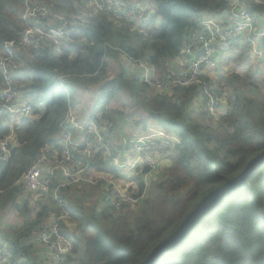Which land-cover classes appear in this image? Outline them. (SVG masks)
<instances>
[{"label": "trees", "instance_id": "obj_1", "mask_svg": "<svg viewBox=\"0 0 264 264\" xmlns=\"http://www.w3.org/2000/svg\"><path fill=\"white\" fill-rule=\"evenodd\" d=\"M38 1L54 14L67 16L83 38L74 37L62 57L45 45L38 50H18L14 55L12 75L20 96L42 106L14 130L10 158L0 160V264L6 250L17 264H50L39 256L44 250L33 240L32 232L63 214L68 219L60 222V229L73 240L74 247L60 264H139L199 201L236 177L264 151V100L251 99L247 85L245 91L235 88L227 103L220 104L223 114L206 121L201 85L154 90L141 79L137 68L128 69L120 56L146 63L155 77H163L188 46V36L200 19L223 16L229 2L123 0L153 7V11L148 10L152 18L139 22L128 16L90 11L84 0ZM24 2L0 0V56L7 43L23 38ZM249 11L264 21V6L252 5ZM60 74L71 81L70 97L59 84ZM240 76L236 74L234 79L240 81ZM249 77L251 74L245 78ZM218 79L213 85L222 94L223 78ZM1 94L0 89V139H4L11 129L5 125L8 119L2 114ZM93 100L90 110L83 108ZM78 107L82 108L78 122L105 112L99 124L104 145L97 146L92 158L84 156L83 150L87 142L96 141L95 137L73 131L74 141L82 143L74 151L75 165L87 166L93 175L104 173L120 181L114 146L125 140L120 132L129 117H135L141 133L148 132L149 123L154 122L160 131L178 140L167 156L169 167L159 172L154 193L144 179L148 170L134 177L137 192L133 197L138 200L130 206L134 211L120 215L109 200L104 181L59 188L62 178L56 174L50 178V194H37L35 207L30 205L33 194L17 185L40 157L63 153L62 125L69 108L77 111ZM105 146L111 149L110 156ZM248 183L250 188L242 186L231 193L156 264H264V163L253 171ZM57 189L59 200L54 195ZM90 195L95 203L86 209L90 203L84 198ZM75 223L82 231L79 237L73 235Z\"/></svg>", "mask_w": 264, "mask_h": 264}, {"label": "built area", "instance_id": "obj_2", "mask_svg": "<svg viewBox=\"0 0 264 264\" xmlns=\"http://www.w3.org/2000/svg\"><path fill=\"white\" fill-rule=\"evenodd\" d=\"M84 1L90 11L113 16H128L140 21H148L152 18L151 12L144 11L123 0ZM228 2L230 8L226 14L219 17L201 18L197 29L189 34L188 46L181 56L179 55L173 61L180 65L179 70L170 71L163 77H155L148 64L132 61L124 55L125 58L134 69L137 68L135 71L146 85L154 90L167 91L176 86L201 85L204 111L218 118L223 114V108L220 107L221 101L216 95L213 83L217 82L220 76H224L221 73L217 75L222 65L226 66L231 60H236L241 51H244L242 54H245L246 68L253 73V67L256 66L258 69L253 75L260 74L264 77V21H258L249 11L252 5L264 6V0H228ZM23 6L24 11L21 15L25 27L23 38L18 43H7L5 52L0 56L2 114L8 119V124L5 125L11 129L8 137L0 139V160L2 161L10 158V144L14 139V130H17L25 120L32 117L35 110L41 109L42 106V103H35L20 96L12 75L15 53L22 49L38 50L45 45L51 47L56 56L62 57L68 53L69 43L74 37L83 38L82 32L74 27L67 16L54 14L49 7L38 0H25ZM12 48L16 51L13 52ZM73 54L74 52L71 53ZM224 70L225 67L223 69L225 74ZM68 78L60 74L58 81L66 95L70 97L68 86L71 81ZM81 114L82 110L73 111L69 108L62 125L63 153L60 156L45 154L40 157L22 176L17 185L26 193L33 194L34 199L30 200V205L37 206V194H50V178L56 174L62 178L59 188L83 183L97 185L100 181H104L107 187H110L106 188L112 206L116 211L121 212L124 208L136 204L138 200L133 195L129 197L128 192L117 184V180L107 177L104 173L90 178L93 173L87 166L77 167L75 165L74 151L82 143L74 141L73 131L83 136L90 134L95 137L96 141L87 142L84 145L83 155L87 158L95 155L98 145H104V137L99 124L103 121L105 112H100L93 118L87 116L82 119V117V121L78 122L77 119ZM83 139L84 137L81 138V142ZM173 143H178V140L160 130L146 136L125 138L123 142L119 141L114 146V151L119 155L114 159L115 167L120 174L121 171L127 173L134 170L136 174L133 175H139L144 170H148L149 174L144 176V179L148 181L149 175H154L162 169L163 161L169 155ZM105 149L110 156L111 149L108 146H105ZM127 157L129 159H126ZM58 189L54 194L55 200H59ZM134 189L137 190V186ZM67 219V214L60 215L52 219L50 225L32 232L33 240L43 248V257L50 264H60L73 251V240L64 235L60 229V222ZM1 264L17 263L12 261L11 252L6 250L2 252Z\"/></svg>", "mask_w": 264, "mask_h": 264}, {"label": "rangeland", "instance_id": "obj_3", "mask_svg": "<svg viewBox=\"0 0 264 264\" xmlns=\"http://www.w3.org/2000/svg\"><path fill=\"white\" fill-rule=\"evenodd\" d=\"M137 6H138V8H140L144 11H148V10L153 11V7L148 6V4H146V3L144 5L139 4ZM23 11H24V6L22 7L21 15H22ZM137 21L141 22L140 20H137ZM243 52L244 51H241L240 55L238 56V58L236 60H231V62H229L226 66L222 65L220 67L221 69L219 70V72H217V75H219L220 73L224 75V76H222V78H223L222 80L224 82L222 84V86L224 88L223 93L221 94L216 90V95L218 96V98H221V104L227 103V100L229 99L230 94L232 93V91L235 88L240 89L242 91H245L244 86H246V85L249 88L247 95L252 97L251 99L264 100V77L261 76L260 74L259 75H253L252 72L250 70H248L249 68H246V64L244 63L245 62V54H242ZM248 58H249V56H248ZM121 60H122V62L127 64L126 60L122 56H121ZM249 63H250V61H249ZM249 63L247 65H249ZM224 67H225V70H224L225 74L223 72ZM257 69H258V67L254 66L253 67V73H255L257 71ZM236 74L241 75L240 81L234 79V75H236ZM249 74H251V77H249L248 79L245 78V77L249 76ZM55 89L57 92H60V88L58 86H56ZM95 100H96V98H95ZM94 102H95L94 100L89 101L88 104H90L91 106L90 105L89 106H83V108L90 110V108L94 106ZM78 109L81 110L82 108L78 107ZM195 112L200 113L197 109H195ZM204 113L207 117L206 121H208L212 116L207 114L205 111H204ZM134 120H135V117H129L128 118L127 122L122 126L123 132H120L121 136H123L125 138H131L133 136L140 137V136H146L148 134H154L155 132H157L156 129H151L148 132L141 133L140 131H138L136 129ZM151 123H154V122H151ZM124 128L126 129V131H124ZM158 130H160V129H158ZM61 134H63V132H61ZM115 141H116V139H115ZM126 159H129V157H127ZM159 172H160V170L155 172L157 174L154 175V179L151 178L147 181V186H148L149 191L153 192L155 190L154 187H155V184L158 180V175L160 174ZM134 173L136 174V172L134 170H132V171L130 170L129 176H132ZM121 175L123 176V178L121 180L122 182L116 181L112 176H110L109 178L114 179L119 186H121L123 189H125L128 192L129 197H131V195L136 194L137 190H134V191L132 190V192L131 191L129 192V190H130L129 187L131 186V183L127 182V175H125L123 173V171H121ZM95 176L96 175H93L90 178H94ZM151 188H153V189H151ZM149 191H148L146 197L149 195ZM99 193L100 192H98V194ZM97 195L95 196V198L97 197ZM93 198H94V196H91V195L86 196L84 198L85 201H87L89 199L88 203H90V206L85 205L86 209L92 208V206L94 205L95 200ZM33 207H35V206H33ZM134 210H135L134 207L128 206V207L124 208L123 211H121V213H119V214L122 215L124 213H128V212L134 211ZM51 222H52V220L48 223V225H50ZM48 225H46V226H48ZM72 227H73L72 228L73 229V235L76 237H79L82 231L79 228V226H77V223H75ZM73 244H74V242H73ZM43 254H44V252H42V250H41L39 253V256L43 257L44 256Z\"/></svg>", "mask_w": 264, "mask_h": 264}, {"label": "water", "instance_id": "obj_4", "mask_svg": "<svg viewBox=\"0 0 264 264\" xmlns=\"http://www.w3.org/2000/svg\"><path fill=\"white\" fill-rule=\"evenodd\" d=\"M264 163V151L252 158L244 169L236 177L227 180L222 186L211 191L196 205L185 220L175 229V231L159 243L150 253V255L139 264H156L168 251L182 243L185 237L190 233L199 220L218 207L231 193L239 187L250 188L248 179L253 171Z\"/></svg>", "mask_w": 264, "mask_h": 264}, {"label": "crops", "instance_id": "obj_5", "mask_svg": "<svg viewBox=\"0 0 264 264\" xmlns=\"http://www.w3.org/2000/svg\"><path fill=\"white\" fill-rule=\"evenodd\" d=\"M121 56L126 60V62H127V64L126 63H124V62H122V60H121ZM120 56V60H121V62L123 63V64H125L126 65V67L128 68V69H134L133 67H132V65L130 64V62L125 58V56L124 55H121ZM179 67H180V65H178V64H175L174 62H171L170 63V71H173V70H179ZM153 68H151L150 67V70H152ZM153 72V71H152ZM125 129V128H124ZM151 129H159V127H158V125L157 124H155V123H149V125H148V128H147V131H150ZM169 164H170V161H169V159L168 158H166L164 161H163V164H162V169H165L166 167H169ZM160 171H161V169H160ZM155 175V174H154ZM125 176V175H124ZM136 175H132V176H129V175H127V182L128 183H131V188L132 189H134V187H136L137 186V184L134 182V177H135ZM153 176V175H152ZM120 181L122 180V178H123V176L120 174ZM151 175H149V177H148V180L149 179H151V178H153L154 179V176L153 177H151ZM122 182V181H121ZM129 187V188H130ZM135 190V189H134Z\"/></svg>", "mask_w": 264, "mask_h": 264}]
</instances>
